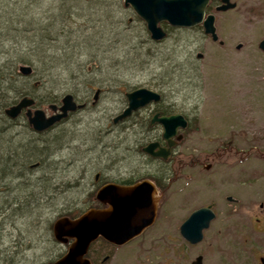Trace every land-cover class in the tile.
Segmentation results:
<instances>
[{"label": "rangeland", "instance_id": "obj_1", "mask_svg": "<svg viewBox=\"0 0 264 264\" xmlns=\"http://www.w3.org/2000/svg\"><path fill=\"white\" fill-rule=\"evenodd\" d=\"M234 1L233 9L215 12L216 32L224 40L220 46L203 36L199 29L174 27L165 21L159 22L166 31L165 37L152 40L144 21L136 18L123 0H0V109L14 98L16 89L35 81L17 70L19 64L27 63L23 59L34 62L45 83L37 85L40 98L34 106L48 113L47 103H56L64 92L74 93L77 100L87 103L83 109L72 112L69 120L74 116L75 127L67 125L58 135L59 139L48 146L24 141V134L13 133L19 128L10 127L0 135V155L8 157L14 148L20 153L28 151L24 159L48 149L49 161L60 144L71 150L77 148L75 171L82 177L78 187L82 194L93 172L103 170L104 165L110 170H119L120 174L140 166L133 148L142 137L138 135L141 127L131 123L120 132L105 131L112 127L111 117L124 103V90L134 86L156 89L163 97L158 107L169 106L181 111L189 120L177 143V157L185 163L189 155L200 157L198 164L180 167L171 188L179 190L182 178L189 169H200V162H207L212 168L209 172L213 175H204L185 191L174 194L191 195L189 203L211 200L214 196L226 201L225 195L236 201L235 210L221 209L218 205L217 210L223 212L218 213L217 220L222 219L227 226L216 236L208 230L200 242L189 247V258L200 253L201 264H254L256 256L264 253V230L253 232L249 238L246 233L250 215L256 216L257 212L259 215L260 202L264 206V159L255 157L248 149L249 131L254 129L261 134L264 130V51L257 46L264 36V0ZM22 26L26 27L22 30ZM237 42L241 43L239 48H235ZM196 51L202 52L201 58L195 57ZM94 87L100 91L91 104ZM47 96H54L53 101L46 102ZM229 139L231 144L226 146ZM86 147L89 150L82 151ZM215 147L223 149L219 159L209 153ZM205 154L209 155L204 159ZM14 162L8 159L1 167L11 183L22 178L31 180L40 172L48 175V179L50 175L63 179L76 175L73 168L60 172L59 176L54 165H47L31 175L21 172L16 179L8 174ZM39 183L44 189L46 183ZM15 186L14 193L18 195L27 190L22 185ZM60 199L56 195L44 205L49 210V205L56 206ZM29 205L30 209H24L27 212L15 218L29 228V235L33 237V248L25 253L24 259L38 253L51 257L54 252L49 244L53 242L43 233V222L51 210L41 211L31 202ZM33 217L39 220L36 227L27 224ZM230 221L238 222V231L231 229ZM158 247L152 250V257L162 264L161 257L155 256ZM128 251L122 249L120 254ZM130 255L131 264L138 262V256L135 258L132 251ZM184 263L177 258L166 264Z\"/></svg>", "mask_w": 264, "mask_h": 264}, {"label": "flooded vegetation", "instance_id": "obj_2", "mask_svg": "<svg viewBox=\"0 0 264 264\" xmlns=\"http://www.w3.org/2000/svg\"><path fill=\"white\" fill-rule=\"evenodd\" d=\"M220 4V0H208L205 5L204 15L206 13H212L214 17L213 24L216 16L215 12H226L227 10L233 9L236 5L235 3L233 7L217 9V6ZM183 28L199 29L201 34L205 37L210 38L211 41H216L220 46L224 43V40L218 38L215 24L214 29L217 35L216 39H212L210 34L204 32L203 26L200 22L192 26ZM239 43L240 42H237L235 44V48H239L241 46V43ZM195 57L201 58L202 52L196 51ZM136 87L139 86L130 87L129 89L123 91L124 103L111 117L112 127H108L109 129L105 131V133H114V131L120 132V129L122 127L123 129L128 128V124L131 123L137 124L139 125V127H141L138 135H142V137L138 139L133 148V153L138 156L139 161L141 162L140 166L129 169L132 170L131 172L120 174L119 170H110L108 169L107 165H104L103 170L97 169L93 172L92 179L88 181V188H86L82 192V194H79L78 187L82 177L77 174V170L75 171V163H77L79 153L77 148L71 150L68 149L67 145L60 144L57 148H55V155L49 161L47 157V153H49L48 149L43 153H34L31 158L27 157L24 159L23 157L26 154L29 155L28 151L27 153H20L17 152V150L14 148L9 151L10 153L8 154V157L0 155V264H52L66 251L68 245L73 240V237L69 236L66 233L61 234L60 238H56L54 236L53 223L56 219L63 217L68 219H75L85 210L108 208L110 205L106 201L107 197L105 194L101 193L102 191H100L103 186L110 183L118 185H130L140 180H148L153 186L150 192V197L154 208L152 219L148 223L143 225L138 233L120 243L113 242L104 237L103 234L97 233L96 236L90 239L87 245L86 252L83 254V256L87 258L88 264H127V259H129V264H131V251L134 253L135 258L136 256L139 257L138 262L133 261L135 264H151L156 261L157 262L155 264H158L159 260H155L152 257V250H154L155 247L158 246L159 247L155 252V256L161 257L162 264H166L171 259L177 258L179 260L182 259L183 261H185L184 264H188L197 255L201 256V264L202 255L200 253H197L192 258H189V247L200 242L204 238V236L208 234V230L210 231L209 233L212 236H216L217 234L221 233L223 228H225L228 223L223 224L222 219H220V221L217 220L218 213L223 212V210H217L218 205H220L221 209L226 207L229 210H235V208L233 207L236 203L235 198L230 195H225L224 198L226 201H222L220 196H216L217 199H215L214 196L211 200H204L202 202L193 200L191 203H189L188 199L191 195L174 194L175 192L185 191L186 188L191 186V183L200 181L204 175V177H206V175H213L209 172L212 168H209V163L200 162V169H194L193 171H191L192 169L188 170L185 178H182L183 184L181 185L182 187L179 190L171 188L172 184L176 181V178H178L177 172L180 170V167H190L192 165L198 164L200 161V157L198 156L189 155L186 163L184 162L183 158L181 159L177 157V143L182 138V129L188 126L189 120L187 116L181 111H175L169 106L158 107L157 104L162 103V93L156 89L147 87L157 91L159 93V98L157 100H151L131 110L128 115L113 121V117L117 113H119L127 104L125 92L130 91ZM95 90H97V92L94 95ZM99 91V87H94L90 100L91 104L94 103L98 98ZM64 93L61 94L59 100H57L56 103L48 102L47 104L55 103L56 105H59L60 99ZM69 93L72 95L74 101L81 102L83 103V105L73 110H68L66 115L58 118L47 127L40 130L32 127V125L28 122V117L26 115L27 108H29L30 110H33L34 108H41L38 106H34L36 102L34 98L26 95L33 99L32 104H30L29 107L25 106L20 108L19 111L13 116L6 114L4 112V109L10 104L17 102V100L23 95H21L18 99H14L13 101L6 103V105H3L0 109V135L10 127H18L19 129L15 130L13 133L15 135L24 134V141H30L34 145L37 143H41V145L48 146L49 143L57 141L59 139L58 135L61 134L65 128H67V125L70 126V128L71 125L75 127L77 121L73 118L74 116L71 120H69V118L72 116V112L78 109H83L87 106V103L85 102L86 100L82 99L79 101L75 98L73 93ZM48 109L50 108L48 107ZM52 112L53 111L51 109L48 113H46L44 110L45 115H48ZM175 112L181 113L183 115V117L186 119V125L183 128H176L175 135L179 134L180 137L176 139V136L173 135L172 138L174 139V142L169 148V154L165 158H163L160 156H152L144 152L141 147L148 142L155 141L160 146H165L167 144L165 139L161 136L160 124L156 121H150L152 115L154 113L160 115ZM20 118H23V121L19 120ZM258 135L259 139L257 138ZM249 138L250 147L248 150L252 151L255 157L260 156L264 159V150L261 151L257 147L261 146L264 148V130L261 134L254 129L250 130ZM226 144V146H230L231 139H229ZM221 149L222 148L215 147L214 150L209 153L213 155V157L219 159L221 158V151L223 150ZM87 150H89V147L83 148L82 151ZM234 151L238 153L237 149H235ZM208 155L205 154L203 156L204 159L207 158ZM11 158L14 159L15 162L12 164V169L8 170V174L16 179L21 176V172H26L27 175H31L34 172L42 171L47 165H54V167L59 170V176H61L60 172L66 173L73 168L76 175L72 177V179H63L61 177H54L53 175H50L51 177L48 179V175L40 172L31 180L22 178L19 179V181H17L16 183H11L7 178L4 177L1 169V167H3V164L6 163V160ZM106 159L108 160L109 158ZM115 160H117V158H115ZM153 160H156L157 162H153ZM104 171H108V173H105ZM112 172L119 174H115ZM40 181H44L46 183L44 189V186L39 183ZM16 184L22 185L24 189H27L23 195L14 193L15 187H17L15 186ZM176 186L177 185H175L174 187ZM36 187H38V189L33 191V189ZM171 191H173L172 194H170ZM193 191H196V189ZM146 192L148 191L146 190ZM56 195L60 196V202L54 207H51V205H49L50 208L48 210V205L45 206L44 202H46L47 200L49 201V199L55 197ZM192 196L196 195L192 194ZM30 202L33 203L34 207L41 208V211H43L44 209H47L48 211L51 210L49 213V217L45 218L43 222V233L45 235V238L48 240L49 236V240L53 242L49 244V247L53 249L54 252L52 256L50 255L51 257H42L41 253H36V256L32 255L31 258L29 254L30 257L24 259L25 253H27V251H31V249L33 248V237L29 235V228L25 227L23 224H20L17 220H15V218L23 215V212L26 211L24 209H30ZM258 206L260 207L259 215L258 212L256 216L254 214L252 216L250 215L249 228L248 232L246 233L247 238H249V236L255 231L261 232L264 230L263 203L260 202ZM199 207H207L210 212H212V216L207 220L206 226L200 228V239L195 242H190L181 234L180 225L192 211L196 210ZM225 213L227 214V211ZM40 214L41 213H39L38 215ZM201 220L198 222V224L201 222ZM38 221L39 220L37 217H33L30 222H27V224L36 227L39 225ZM237 223V221H230V227L232 230L238 231L239 228L237 227ZM36 238L38 239V236H36ZM122 249H129V251L126 252V254H120V250ZM262 258H264V253H259L255 258L254 264H264V259Z\"/></svg>", "mask_w": 264, "mask_h": 264}, {"label": "water", "instance_id": "obj_3", "mask_svg": "<svg viewBox=\"0 0 264 264\" xmlns=\"http://www.w3.org/2000/svg\"><path fill=\"white\" fill-rule=\"evenodd\" d=\"M207 2L208 0H123V4L129 5L134 13L144 21L152 40H160L166 35L165 30L159 24L161 21H165L174 27H189L200 22L204 32L210 34L212 39H216L213 14L206 13L204 15ZM220 2L221 4L217 6V9H225L235 5V2L231 0H220ZM257 46L264 50V36L258 40ZM17 70L22 74H29L31 66L22 63L17 66ZM96 92L97 90H95L94 95ZM125 96L127 104L113 117V121L128 115L131 110L151 100H157L159 93L150 88L139 86L125 92ZM32 102L31 97L23 95L17 102L6 107L4 112L13 116L20 108L29 107ZM82 105L83 103L74 101L72 95L66 92L62 95L59 105L48 104V107L53 111L52 113L45 115L41 108H34L33 110L27 108L26 115L32 127L40 130L66 115L68 110H73ZM150 121H156L160 124L161 136L167 144L160 146L157 142L151 141L143 145L141 149L152 156L165 158L174 142L172 137L175 135L176 128L185 127L186 119L178 112L160 115L154 113ZM175 136L176 139L180 137L179 134ZM152 188L153 186L148 180H140L130 185L110 183L100 190L107 197L106 201L110 205L108 208L88 209L75 219L64 217L56 219L53 223L54 236L60 238L61 234L66 233L73 237V240L66 251L52 264H88V260L83 254L86 252L90 239L97 233H101L104 237L117 243L138 233L141 227L152 219L154 213L150 197ZM211 216L212 212L207 207L197 208L181 223V234L190 242L199 240L201 237L200 228L206 226L207 220ZM200 220L201 222L198 224ZM200 259L201 256L197 255L188 264H200Z\"/></svg>", "mask_w": 264, "mask_h": 264}, {"label": "trees", "instance_id": "obj_4", "mask_svg": "<svg viewBox=\"0 0 264 264\" xmlns=\"http://www.w3.org/2000/svg\"><path fill=\"white\" fill-rule=\"evenodd\" d=\"M136 18H138V16ZM10 26H12V25H10ZM24 27H26V26H22L21 29L23 30ZM13 29L18 30V27L13 25ZM22 61L30 63V66H31V72L29 74H23V75H26L29 78H34L35 81H34V83L33 82L28 83L26 85V87H21V88L16 89L15 90L16 95H14V98L12 100H10V102L13 101L16 97L21 96V95H29L32 98H34L35 101H37V99L40 98L39 95L36 93L37 85L41 86V85L45 84L43 81L44 79L41 78V76L37 73L36 66L33 64L34 62L32 60H29V59H23ZM53 97L54 96H47L46 102L53 101V99H52ZM3 105H6V103Z\"/></svg>", "mask_w": 264, "mask_h": 264}]
</instances>
